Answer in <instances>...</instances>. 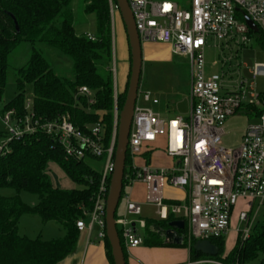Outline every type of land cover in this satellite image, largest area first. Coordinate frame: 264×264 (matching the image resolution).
Masks as SVG:
<instances>
[{"label":"built area","instance_id":"1","mask_svg":"<svg viewBox=\"0 0 264 264\" xmlns=\"http://www.w3.org/2000/svg\"><path fill=\"white\" fill-rule=\"evenodd\" d=\"M141 42L170 44L176 55L186 56L191 69V111L188 116L175 118L156 114L151 108L136 103L129 134V158L123 179L125 209L116 217L121 243L134 248L143 243L136 222L131 216L142 213V203L132 199L136 183L146 186L147 203L156 207L159 219L172 214L185 222L189 240H211L226 236L237 213V236L246 241L252 232L256 216L264 206V93L248 94V80H233L232 70L225 71L232 57L221 55V72L207 73L205 50L207 46L221 49L246 47L262 32L264 34V0H128ZM111 17L119 12L110 0ZM250 19L253 29L247 23ZM91 38V37H90ZM92 39V38H91ZM116 62V61H115ZM111 66L114 86V128L111 141L105 144L102 123L90 126L83 132L67 117L43 120L26 103L28 113L17 115L15 109L0 112L6 136L0 139V155L8 150L9 143L27 133L43 131L52 135L68 157L103 161L101 180L91 209L76 222L79 231L106 236V200L109 181L114 171L117 145L119 109L116 64ZM254 78L264 76V63H256L251 70ZM239 74V71H235ZM241 76V75H239ZM80 94L93 103V92L87 86ZM146 101L157 104V99L145 95ZM138 101V99H137ZM244 107L259 109V122L247 126L240 142L226 146L225 121ZM166 137V153L172 159L168 167L147 163L142 153L145 148ZM185 191L183 201L167 202L166 186ZM256 210L254 211V207ZM145 226L143 220H139ZM215 264L220 261L204 260ZM202 262V261H201ZM236 264H239L237 262Z\"/></svg>","mask_w":264,"mask_h":264},{"label":"trees","instance_id":"2","mask_svg":"<svg viewBox=\"0 0 264 264\" xmlns=\"http://www.w3.org/2000/svg\"><path fill=\"white\" fill-rule=\"evenodd\" d=\"M72 1L0 0V99L5 90L9 54L23 41L33 46L44 43L59 48L71 60L72 71V77L59 75L34 46L28 65L18 70V92L2 111L15 109L19 116L28 113L26 85L32 84L31 110L37 117L47 121L67 117L83 132L100 122L105 144L108 145L114 128L110 0H84V12L95 17V29L86 32L77 31L75 27ZM113 2L116 4V0ZM256 39L264 48V34L258 33ZM128 48L130 67L124 88L118 87L119 112L125 101L130 77L129 43ZM82 86L92 90L93 103H88L87 97L80 94ZM258 110L254 109L256 112ZM0 134V139L4 138L5 130ZM153 150L154 147L149 146L142 153L147 163H150ZM87 159L98 160L95 157ZM87 159L68 157L56 139L43 131L27 133L9 143L5 154L0 155V188L28 191L36 194L39 201L35 206H30L19 195L0 196V264H58L73 251L79 237L76 222L85 217L84 211L92 208L101 180V172L89 165ZM128 161L127 157V165ZM49 164H56L82 187L63 188L56 185L50 177ZM123 193L124 188L121 198ZM26 213L38 214L44 222H58L65 234L52 240L21 235L18 224ZM174 220L176 218L172 214L165 220L148 219L144 243L150 246L175 244L166 241L170 223ZM176 233L183 236L182 245L189 246L196 259L206 256L225 264H242L260 257L261 264H264V218L256 221L246 241L236 243L227 254H224L225 236L210 240L218 248V253L210 256L196 251L198 240L188 241L186 228L176 229ZM104 241L107 257L114 264L107 236ZM123 249L126 258L124 246Z\"/></svg>","mask_w":264,"mask_h":264},{"label":"rangeland","instance_id":"3","mask_svg":"<svg viewBox=\"0 0 264 264\" xmlns=\"http://www.w3.org/2000/svg\"><path fill=\"white\" fill-rule=\"evenodd\" d=\"M189 1V0H176ZM75 15V27L77 31L86 32L95 29V17L84 12V0H73L71 3ZM121 15L119 12L115 13L114 20H112V36H113V61L116 64V82L119 88H122L124 77L122 73V64L120 60V25ZM43 56L49 61L51 66L59 75L72 77L71 60L65 56L57 47L48 46L44 43H37L34 45ZM33 44L28 41L21 42L8 57V69L6 76V85L4 93L0 99V112L4 109V105L11 101L18 92L17 76L18 70L28 65L33 52ZM232 57L225 71L232 70L233 80L236 81L243 77L249 82L247 92L264 93V76L256 78L252 75V68L256 63H264V48L258 43L257 39L253 37L246 47L238 49H221L219 47L207 46L205 50L207 73L221 72L223 67L221 62L213 64L215 61L221 59V55ZM128 72L130 67V59L128 57ZM239 71V74H235ZM241 75V76H239ZM114 78V77H113ZM127 80V79H126ZM126 83V81H125ZM124 83V85H125ZM124 88V86H123ZM149 94L152 99H157V104L152 101H146L145 95ZM33 99V85H26L25 100L31 103ZM138 106L142 108H151L156 114L158 112L164 113V117L175 118L177 116H188L191 111V69L190 61L186 56L176 55L172 52L170 44L162 42H143V66L138 91ZM259 122L258 113L251 116L237 114L229 116L225 121L226 134L223 137L224 145L234 146L238 144L242 138L243 133L250 124H257ZM5 126L0 118V133L4 132ZM1 135V134H0ZM167 141L166 137H160L157 144L154 146L155 153L166 152ZM95 170L102 171L104 163L101 160H86ZM49 174L52 181H58L60 187L72 188L82 187L74 183L56 164H49ZM169 187L168 185L166 188ZM127 186L124 192H128ZM19 197L28 205L35 206L39 198L36 194L22 190L18 192L13 187L0 188V196H16ZM124 197L120 199L117 211L120 213L124 208ZM240 202L232 215V225L228 234L225 236V252L227 254L233 249L236 243L241 242L240 236H237V213L241 209ZM256 206L254 207V211ZM264 218V206H262L256 216L258 219ZM255 221V223H256ZM254 223V224H255ZM139 226V225H138ZM19 233L31 239L42 238L45 240H52L63 237L64 228L56 221L44 222L38 214L26 213L22 215L18 224ZM139 232L144 235V231L139 228ZM98 229L94 230L97 235ZM189 232L186 231V239L189 240ZM191 240H194L193 238ZM190 240V241H191ZM195 256H193V259ZM216 260L210 257H201L198 264H206L204 260ZM223 263V262H222ZM225 264V263H224ZM242 264H261V258L246 261Z\"/></svg>","mask_w":264,"mask_h":264},{"label":"crops","instance_id":"4","mask_svg":"<svg viewBox=\"0 0 264 264\" xmlns=\"http://www.w3.org/2000/svg\"><path fill=\"white\" fill-rule=\"evenodd\" d=\"M121 22L119 53L124 77V86L128 73L127 60L129 57V48L126 30L122 18ZM158 113L161 115H166L161 112ZM254 113L257 112L249 107H244L237 114L251 116ZM156 144L157 142L151 145L150 148H153ZM150 163L154 166L168 167L172 164V159L167 155L166 152L158 154L153 150ZM55 184L59 186L58 181H55ZM131 190L132 199L142 203V213L139 216H131L130 218L136 222L138 232L139 228L144 231L145 226H141L139 220H143L146 223L148 219H158L156 207L147 203L146 186L143 183L139 182L134 184ZM165 196L167 201H183V199L186 197V193L181 189H175L169 186L165 189ZM124 209L125 205L121 212H118V214H121ZM139 234L143 238V243L134 248H125L127 264H198L197 259H193V254L189 246L182 244L150 246L144 243V235H142L140 232ZM166 241L167 243H172L170 242L167 234ZM198 261H201V257L198 258ZM58 264H111V262L107 257V249L104 239H99L98 236L94 234V231L89 233L87 230H84L79 231V237L73 251ZM206 264L215 263L209 262Z\"/></svg>","mask_w":264,"mask_h":264},{"label":"water","instance_id":"5","mask_svg":"<svg viewBox=\"0 0 264 264\" xmlns=\"http://www.w3.org/2000/svg\"><path fill=\"white\" fill-rule=\"evenodd\" d=\"M116 5L122 17L131 53V68L128 89L122 109L119 113L117 145L115 150L114 171L109 181L108 195L106 200V236L109 240L114 264H127L123 245L116 226V212L121 199L123 179L126 167L127 148L129 134L132 126L134 110L138 99L142 66H143V44L137 31L134 16L128 0H116ZM247 23L253 29L256 25L247 19ZM16 29L19 30L16 22ZM171 229L167 231L170 242L183 243V236H178L176 229L184 230L185 222L174 220L170 223ZM198 252L215 256L218 248L209 240H198L195 244Z\"/></svg>","mask_w":264,"mask_h":264}]
</instances>
